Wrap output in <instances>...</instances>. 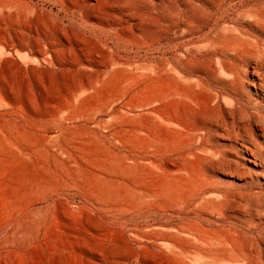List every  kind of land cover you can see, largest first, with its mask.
<instances>
[{
    "label": "rangeland",
    "instance_id": "374dc122",
    "mask_svg": "<svg viewBox=\"0 0 264 264\" xmlns=\"http://www.w3.org/2000/svg\"><path fill=\"white\" fill-rule=\"evenodd\" d=\"M0 264H264V0H0Z\"/></svg>",
    "mask_w": 264,
    "mask_h": 264
},
{
    "label": "crops",
    "instance_id": "0c3cea01",
    "mask_svg": "<svg viewBox=\"0 0 264 264\" xmlns=\"http://www.w3.org/2000/svg\"><path fill=\"white\" fill-rule=\"evenodd\" d=\"M19 45L23 46V45H26V44H23L22 42H18ZM85 104H81L80 107H83Z\"/></svg>",
    "mask_w": 264,
    "mask_h": 264
}]
</instances>
